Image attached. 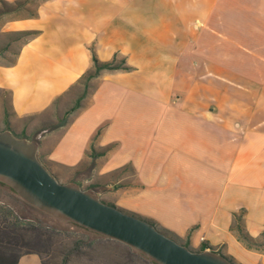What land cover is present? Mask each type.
I'll list each match as a JSON object with an SVG mask.
<instances>
[{
  "label": "crops",
  "instance_id": "1",
  "mask_svg": "<svg viewBox=\"0 0 264 264\" xmlns=\"http://www.w3.org/2000/svg\"><path fill=\"white\" fill-rule=\"evenodd\" d=\"M1 29L38 34L0 65V132L35 142L52 176L118 174L104 203L190 249L264 263L231 231L241 215L249 237L264 232V0H43L36 18ZM91 48L131 70L101 71L71 119L44 129L41 117L92 68ZM16 119L27 120L17 133Z\"/></svg>",
  "mask_w": 264,
  "mask_h": 264
},
{
  "label": "water",
  "instance_id": "2",
  "mask_svg": "<svg viewBox=\"0 0 264 264\" xmlns=\"http://www.w3.org/2000/svg\"><path fill=\"white\" fill-rule=\"evenodd\" d=\"M0 183L38 211L119 242L152 264H232L224 255L191 250L142 218L57 181L37 159L36 143L10 131L0 132Z\"/></svg>",
  "mask_w": 264,
  "mask_h": 264
},
{
  "label": "rangeland",
  "instance_id": "3",
  "mask_svg": "<svg viewBox=\"0 0 264 264\" xmlns=\"http://www.w3.org/2000/svg\"><path fill=\"white\" fill-rule=\"evenodd\" d=\"M42 1L32 0L29 8L36 10ZM0 8H2L1 5ZM27 15L28 13L25 12L20 17ZM15 17L19 18L7 14L0 15V65L2 66L9 65L15 60L17 52L25 42V38L17 41L12 40L14 36L10 35L11 32H3L1 29L5 21ZM92 87L93 84L91 83V88L88 92H90ZM81 91L82 85L80 84L53 103L49 110L41 117L42 122H40L44 126V129L51 128L54 124L64 123L71 119L73 114L78 110L72 112V108L80 96ZM82 103L83 100L81 101ZM8 109V93L0 91V128L3 125V121L1 120ZM20 121L27 120L16 119L13 121L12 129L16 133L20 130L21 125L24 124ZM39 124L37 122V125ZM102 128L98 130H102ZM53 177L61 183L73 184L82 190L89 191L101 202H105L111 200L113 190L105 188L104 182L117 180L119 175L116 174L114 176L100 178L94 176L89 177L85 171L77 170L75 175L61 174L54 175ZM3 190L8 191L5 187ZM139 210L143 213L146 211L145 209ZM25 211L37 232L28 233L25 237L24 251L27 254L22 256L26 257L23 259L22 264H39L37 260L38 256L44 264H152L140 254L119 242L98 236L75 225L61 222L35 208H26ZM177 242L179 244L183 243V241L179 240ZM253 247L255 251L261 253L264 257V237H261L257 245H253ZM197 250L195 249L194 251Z\"/></svg>",
  "mask_w": 264,
  "mask_h": 264
},
{
  "label": "trees",
  "instance_id": "4",
  "mask_svg": "<svg viewBox=\"0 0 264 264\" xmlns=\"http://www.w3.org/2000/svg\"><path fill=\"white\" fill-rule=\"evenodd\" d=\"M31 1L32 0H13L11 2H8L5 0H0V5L2 6V8H0V15L7 14V15L17 16L19 18H36L37 8L39 5L37 6L36 10H31L29 8V4ZM25 12H27L28 15L25 17H20V15ZM37 34L38 31H34V30L17 31L10 33V35L14 36V39L12 40L17 41L22 38H25V42L23 44L27 43L29 40L37 36ZM90 51L92 56V68L85 73V75L79 80L78 84L75 86L77 87L81 84L82 91L80 96L76 100L74 107L72 108V112L81 107V101L86 98L87 94L89 93L88 91L91 88V80L96 78L101 71L131 70V67L126 64L125 59L119 58L117 54H115L114 58L109 62H100L97 59L92 48L90 49ZM18 52L16 54V57L18 55ZM14 63L15 60L6 66H11ZM5 127L7 130H9V124L7 121H5ZM98 134L99 131L97 132V135ZM87 155L91 159V164H92L94 162L95 157L98 154L94 153V151L91 149L90 153H88ZM4 187L7 188L8 191L3 190ZM26 208L34 209L30 205L22 201L20 198H18L11 189L0 183V264H18L19 259L27 254L26 251H24L25 237L28 233L31 232L36 233L37 231L34 228V225L32 224L31 220L27 216V213L25 211ZM134 216L138 218H142L137 215ZM234 218L235 221L234 224L231 226V231L236 233L237 238L241 243H243L249 249H254L253 245L254 246L257 245L258 240L261 237H264V232L261 234L259 238L253 239L249 237L243 230L241 223L242 222L241 215L238 216L235 215ZM142 219L147 221L154 227H156L167 237L178 241L177 238L173 236L171 233L167 232L164 229L159 228L155 222L144 218ZM183 246L187 247L186 245ZM204 247H206L210 252L219 254L214 252V250L207 245L201 246V248H199L197 251L199 252L204 251L205 249ZM226 258L232 264H235L232 259L228 257ZM40 261L42 264H44L42 259H40Z\"/></svg>",
  "mask_w": 264,
  "mask_h": 264
}]
</instances>
